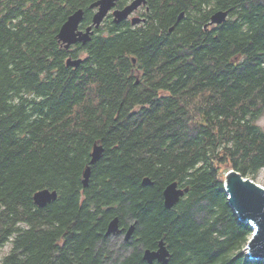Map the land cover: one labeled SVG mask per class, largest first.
Masks as SVG:
<instances>
[{
  "label": "trees",
  "instance_id": "16d2710c",
  "mask_svg": "<svg viewBox=\"0 0 264 264\" xmlns=\"http://www.w3.org/2000/svg\"><path fill=\"white\" fill-rule=\"evenodd\" d=\"M95 1L0 0V264H149L161 238L168 264H264L224 185L226 165L264 168V0H147L140 25L108 17L66 49L61 25ZM174 181L190 189L167 209ZM43 188L58 198L39 207ZM115 216L130 240L106 235Z\"/></svg>",
  "mask_w": 264,
  "mask_h": 264
},
{
  "label": "water",
  "instance_id": "95a60500",
  "mask_svg": "<svg viewBox=\"0 0 264 264\" xmlns=\"http://www.w3.org/2000/svg\"><path fill=\"white\" fill-rule=\"evenodd\" d=\"M118 0H98L91 4V7H99L97 13L93 17V25L87 27L85 30L80 29L83 22L85 10L80 8L70 14L57 34L59 41L65 46L70 48L73 44L78 42L87 44L94 34L93 26L97 28L101 25L102 21L112 9ZM147 0H133L131 4L125 8L115 11V20L117 22L123 21L142 4H146ZM228 10H218L212 14L211 22L209 24L220 25L228 19ZM184 16L182 12L179 16L181 19ZM133 23L141 21L140 17H134ZM82 58L69 57L67 60L68 66L78 67ZM134 61H136L134 59ZM103 145L95 144L91 160L84 170L83 184L85 187L89 185L92 165L96 164L104 153ZM248 178V179H246ZM143 184L152 185L153 180L150 177L143 179ZM224 185L229 197L230 205L238 215L239 220L252 226L254 232L249 239L244 251L247 254L248 260L257 261L264 260V186L258 184L254 179L245 177L241 172L234 167L228 165L225 172ZM189 186H179L177 181L169 183L164 191V205L167 209L173 208L181 198L189 191ZM58 198V191L51 190L50 188H43L34 194V201L39 207H45ZM135 231V222L131 223L125 230L122 229L119 216H115L108 224L106 235L123 234L124 240L131 239ZM171 257V251L164 238L159 239L158 247L155 249L146 248L143 250V258L149 264L155 261L163 264H168ZM79 264V263H75Z\"/></svg>",
  "mask_w": 264,
  "mask_h": 264
},
{
  "label": "flooded vegetation",
  "instance_id": "af4514ba",
  "mask_svg": "<svg viewBox=\"0 0 264 264\" xmlns=\"http://www.w3.org/2000/svg\"><path fill=\"white\" fill-rule=\"evenodd\" d=\"M129 3V2H128ZM127 3V4H128ZM147 5H143V6H141L138 10H136L135 12H133L132 14H131V16H130V18L128 19V20H126V22H123V23H127V22H131L132 23V18L134 17V16H138V17H140V18H147L146 16V12H148L147 11ZM91 8V7H90ZM92 9V8H91ZM94 10V14L97 12V8H94L93 9ZM146 10V11H145ZM85 14H86V11H85ZM94 14L92 15V20L89 22V23H87L86 25H84V23H85V21H83V23L81 24V26H80V29H83V30H85L87 27H89V26H92L93 25V16H94ZM108 17H112L111 19H112V21H114V17H113V14H112V11L108 14V16L104 19V21L102 22V24H101V26L104 24V22H105V20L108 18ZM84 19H85V17H84ZM146 20V19H145ZM115 22V21H114ZM142 22H144V20L142 21ZM141 22V23H142ZM123 23H121V24H123ZM141 23H139V24H137V25H140ZM117 24H120V23H117ZM137 25H134V26H137ZM97 29H99V28H96V27H94L93 26V31H94V34H93V36L96 34V30ZM93 38V37H92ZM138 76V75H137Z\"/></svg>",
  "mask_w": 264,
  "mask_h": 264
},
{
  "label": "bare ground",
  "instance_id": "6f19581e",
  "mask_svg": "<svg viewBox=\"0 0 264 264\" xmlns=\"http://www.w3.org/2000/svg\"><path fill=\"white\" fill-rule=\"evenodd\" d=\"M97 1H98V0H97ZM119 1H120V0H118V1L116 2V5H115L112 9H110L109 12H108V14H109V13L112 11V14H113V17H114V21H115L116 23H121V22H123V21L128 20L133 12H135L136 10H138L141 6H143V5H147V3H148V1H147L146 4H142L141 6H139L136 10H134V11L129 15V17H128L127 19H125V20H123V21H120V22H117V21L115 20V18H116V16H115V11H116V10H120V9L125 8L127 5L131 4L133 0H131V1H130L127 5H125L123 8L118 7L117 3H118ZM95 2H96V1H95ZM90 7H91V5H90ZM91 8H92V7H91ZM94 8H97V12H98L99 7H94ZM94 8H92V9H94ZM97 12H96V13H97ZM108 14L106 15V17L108 16ZM84 17H85V15H84ZM93 17H94V16H93ZM106 17H105V18H106ZM134 17H138V16H134ZM134 17H133V18H134ZM183 17H184V16H183ZM183 17H182V18H183ZM211 17H212V16H211ZM105 18H104V19H105ZM133 18H132V20H133ZM182 18H181V19H182ZM178 19H179V18H178ZM143 20L145 21L144 18H141V21L138 22V23H133V21H132V24H133V25H137V24L141 23ZM179 20H180V19H179ZM83 21H84V19H83ZM103 21H104V20H103ZM103 21H102V22H103ZM210 22H211V20H210ZM210 22H209V23H210ZM82 23H83V22H82ZM82 23H81V24H82ZM101 24H102V23H101ZM207 24H208V23H207ZM213 24H214V23H213ZM213 24H209V25H213ZM209 25H208V26H209ZM80 26H81V25H80ZM94 27H96V26H94ZM100 27H101V25H100L98 28H100ZM96 28H97V27H96ZM172 30H173V28L170 29V31H172ZM92 37H93V35H92ZM91 40H92V39H91ZM91 40H90V41H91ZM90 41H89V42H90ZM89 42H88V43H89ZM78 43H81V42H78ZM78 43H76V44H78ZM76 44H73V45H76ZM81 44H83V43H81ZM73 45H72V46H73ZM83 45H84V44H83ZM85 45H86V44H85ZM85 45H84V46H85ZM72 46H71V47H72ZM64 47H65V46H64ZM71 47H70V48H66V49H71ZM67 60H68V59H67ZM82 61H83V60H82ZM81 63H82V62H81ZM67 66H68V65H67ZM79 66H80V65H79ZM79 66H78V67H79ZM69 67H74V66H69ZM78 67H74V68H78ZM104 151H105V149H104ZM103 154H104V153H103ZM101 158H102V157H101ZM92 166H93V165H92ZM91 173H92V171H91ZM83 175H84V174H83ZM90 177H91V176H90ZM83 179H84V177H83ZM89 182H90V181H89ZM83 185H84V184H83Z\"/></svg>",
  "mask_w": 264,
  "mask_h": 264
},
{
  "label": "rangeland",
  "instance_id": "374dc122",
  "mask_svg": "<svg viewBox=\"0 0 264 264\" xmlns=\"http://www.w3.org/2000/svg\"><path fill=\"white\" fill-rule=\"evenodd\" d=\"M259 122L264 126V114L259 118ZM228 165L225 167V171L227 170ZM258 184L264 186V168L260 171L258 177L255 180ZM11 248V243H7L0 249V256L8 253Z\"/></svg>",
  "mask_w": 264,
  "mask_h": 264
}]
</instances>
